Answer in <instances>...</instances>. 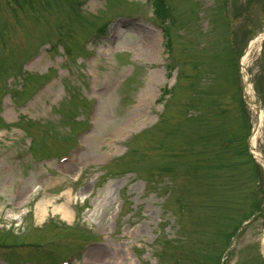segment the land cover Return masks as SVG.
<instances>
[{
  "label": "rangeland",
  "instance_id": "obj_1",
  "mask_svg": "<svg viewBox=\"0 0 264 264\" xmlns=\"http://www.w3.org/2000/svg\"><path fill=\"white\" fill-rule=\"evenodd\" d=\"M123 1L0 0V262L264 264V0Z\"/></svg>",
  "mask_w": 264,
  "mask_h": 264
},
{
  "label": "bare ground",
  "instance_id": "obj_2",
  "mask_svg": "<svg viewBox=\"0 0 264 264\" xmlns=\"http://www.w3.org/2000/svg\"><path fill=\"white\" fill-rule=\"evenodd\" d=\"M112 1H113V2L116 1L117 4H121V5H122V3H124L123 0H112ZM65 164H66L65 167H66L68 170H70V168H71L70 164H67V163H65ZM65 164L63 163V165H65ZM37 207H39L40 211H42V203H41V202L37 205ZM54 209H55V211H57L58 213H60V215H61L63 218H68V217H69V210H68V208H67V206H66L65 204H62V205H56ZM40 215H41V214H40ZM99 254H100V253H96L94 256L97 255V257H98Z\"/></svg>",
  "mask_w": 264,
  "mask_h": 264
}]
</instances>
